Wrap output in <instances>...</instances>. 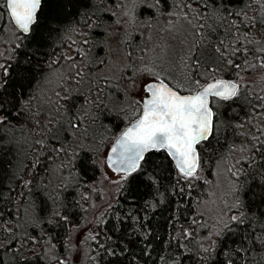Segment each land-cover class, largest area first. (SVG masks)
Segmentation results:
<instances>
[{
  "label": "trees",
  "instance_id": "16d2710c",
  "mask_svg": "<svg viewBox=\"0 0 264 264\" xmlns=\"http://www.w3.org/2000/svg\"><path fill=\"white\" fill-rule=\"evenodd\" d=\"M81 2L73 0L75 7L63 9L58 5L68 3V0H44L40 21L45 42L42 48L30 40L18 39L16 30L10 24L13 29L11 40L1 41L9 33L8 25L0 34V53L5 54L3 59L12 61L14 69L5 93L6 106L23 93L31 99L32 107L31 119L24 117L18 124L0 128V136L5 138L7 145L0 153V240L5 244L15 243V248L4 254V264H57L58 260L70 264L67 261L69 227L79 224L84 218L85 203L92 193V184L101 174L97 148L105 141L101 143L99 140L104 133L106 137L117 135L136 118L134 114L126 120L113 106H108L104 100L107 86L99 101L94 93L89 95L87 86L78 91L72 88L70 111L66 112L57 111L53 103L57 101L54 90L51 89V94L47 93L49 82L40 75V67L47 68L43 61L51 58L53 53L67 55L65 45L73 49L77 46L72 41L81 39L79 32L83 30L85 16L94 13L98 17L93 27L88 29L89 39L95 44L92 54L104 60L106 58V26L114 20L112 9L116 0H94L95 6L91 9L82 8ZM185 2L173 0L172 12L179 22L187 24L182 18V14L188 11L182 6ZM262 3L264 0H244L243 4L237 2L231 11L247 12L246 20L260 21L264 19ZM192 7L196 9V0H192ZM77 9L80 17L72 15ZM152 11L145 4L139 6L136 13L144 21L168 16L159 11L152 15ZM77 19L80 20L79 26ZM57 20L67 22L59 24ZM187 26L189 50L193 37L191 26ZM57 27L61 29L59 33L52 31ZM226 35L224 27L213 31V44L216 38L224 39ZM138 36V33L132 35L136 45L139 43ZM248 40L252 43L244 41V45L250 51L264 47V29L254 24L248 33ZM17 43L22 44V49L13 51V45ZM29 44L31 47H28ZM37 51L40 53L39 65L33 61L31 79L21 80L16 72L24 75L22 70L29 67L26 57ZM184 54L185 49L181 57ZM204 55L205 65L219 64L211 47ZM228 59L242 63V67L235 69L222 64V70L215 73V78L233 82L247 76L264 78V67L260 66L264 63V55L250 54L246 61L242 55L235 58L229 56ZM169 68L172 69V65ZM178 74L182 78V67ZM190 76L201 83L206 82L204 77L195 73ZM97 80L102 85L107 84L106 80ZM256 83L247 88V85L242 86L238 96L232 100L215 98L211 101L216 113V132L209 141L197 146L200 157L198 179H185L166 153L146 154V162H142L141 166L153 177L151 187H148V177L140 173L121 183L114 202L97 222L95 236L87 242L83 264H264V245L259 240L254 244L251 239H244L253 233L257 238H264V155L259 150V141L250 138L249 125L255 120V114L264 112L256 106L258 97L264 96V81ZM109 91V104L111 99L121 104L117 99L121 95L117 85L109 83ZM20 103L25 104L26 101L21 100ZM59 103L63 106L64 101ZM8 110H12L10 106ZM76 117H80L82 122ZM70 119L73 123H80V128H71ZM87 130L90 134H86ZM91 135L96 137L90 138ZM245 143L250 145L251 156L242 162L241 170L235 176L234 196L239 200L240 208L234 207L232 211V214H238L242 210L247 217L245 224L237 228L230 221L227 225H231V230L224 226L207 235L199 205L210 190L212 168L231 145ZM254 145L257 146L255 151ZM61 146L63 150H53ZM51 174L60 178L55 191L49 188ZM186 232L188 235H185ZM206 248L210 249L207 253L204 251ZM113 251L116 255L110 254Z\"/></svg>",
  "mask_w": 264,
  "mask_h": 264
},
{
  "label": "snow or ice",
  "instance_id": "6c2138e0",
  "mask_svg": "<svg viewBox=\"0 0 264 264\" xmlns=\"http://www.w3.org/2000/svg\"><path fill=\"white\" fill-rule=\"evenodd\" d=\"M135 2L136 0H133L134 4ZM237 2L243 4L244 0H196V9L192 7V0H186L183 3V8L188 11L182 14V18L191 26L193 37L187 58L180 57L182 79L188 80L189 83L184 84L180 81L173 83L172 81L176 80V77L167 71L163 65L160 66L159 71H153L150 68L138 69L141 73H147L153 78L149 80L145 77L141 82V98L135 101L136 118L131 126L121 133L115 146L111 149L117 159L114 160L112 156L108 158L109 167L119 163V167L114 168V171L124 173L121 182L128 180L136 173H140L141 176L148 177V187H151L153 177L141 166L142 162H146V154L151 152L166 153L167 157L175 162L176 169L185 179H198L200 157L197 146L209 141L216 132V113L210 107L209 98L215 97L222 101H229L238 96L241 88L240 84L231 80L215 78V73L222 70L220 67L222 64L231 65L235 69L242 67V63L228 59L229 56L235 58L242 55L246 61L250 54L264 55V47L250 51L244 45V41L249 44L252 43L251 40H248V33L254 24H259L264 29V19L260 21L246 20L247 12L231 11ZM43 6L44 0H0V34L10 24L16 30L18 39L35 42L38 48L44 47L45 42L40 23ZM58 6L67 9L69 6L75 7V4L73 0H68V3H61ZM94 6V0H82L81 2V7L84 9H91ZM260 6L264 7V3ZM148 7L153 10L152 15H155L156 11L170 16L173 14V0H149ZM63 14L66 16L67 12ZM72 15L80 17L81 13L77 9ZM125 15L128 14L125 13ZM95 19L98 17H95L94 13L84 17L83 30L79 32L81 39L72 41V44L77 46L73 49L70 45H65L67 55L53 53L51 58H46L43 63L47 65V68L40 67V75L49 82L55 78L61 86H74L77 91L87 86L89 95L94 93L96 100L99 101L104 87L108 85H102L97 80L96 73L103 70L102 66H106L107 61L92 54V48L95 47V44L90 43L88 29L93 27ZM66 22L57 20L59 24ZM76 24L77 26L80 25L79 19L76 20ZM171 27H175V25L173 24ZM219 27H224L227 35L224 39L216 38L213 44V31ZM52 31L59 33L61 29L57 27ZM237 45L240 46L237 47ZM28 47H31V44ZM209 47L216 54L215 59L219 61V64L205 65L204 53ZM18 49H22L21 43L13 45V51ZM4 56V53H0V128L18 124L24 117L32 118L31 99L23 93L13 98L9 105L11 111L8 110L9 106H6L7 97L5 93L10 86L14 69L12 61L3 59ZM39 56L38 51L27 56L25 62L29 67L22 70L24 75L16 72V76L25 81L31 79L33 61H36L38 66ZM128 57L131 61L133 53L129 52ZM189 61L192 62L189 63ZM260 66L264 67V63H261ZM200 69L203 71L201 72ZM191 73L204 77L206 82L201 83L199 79H192ZM169 76L172 78L169 79ZM102 79L107 80V77ZM32 82L35 83L34 80ZM53 94L57 97V101L53 102L56 104L57 111H70L71 89H66L63 94L60 91H55ZM21 100H25L26 103L21 104ZM49 101L51 102V98ZM59 101H64L63 106L60 105ZM258 101L256 106L264 109V96L258 97ZM14 116L16 119H13ZM75 119L82 122L80 117ZM37 123L41 122L37 121ZM68 123L71 128H80V123H73L71 119ZM259 131L264 133V129ZM253 138L259 140L258 147L261 154L264 155V140L254 134ZM4 139L3 136H0V153L7 147ZM53 150L61 151L63 148L61 146V148H53ZM255 150H257L256 145L253 146V151ZM233 175H237V173L233 172ZM26 183H30V181ZM235 207L240 208L239 200ZM246 219L247 217L242 210L229 217L232 225L237 228L242 227ZM193 222L195 223V221ZM226 227L231 230V225H226ZM249 227H251L250 224ZM185 235L188 233L186 232ZM244 239H251L254 244L259 240V243L264 245V238H257L255 233L250 237H244ZM14 248L15 243L5 244L3 240H0V264H4V254ZM242 248L243 245H241ZM17 251L19 250L17 249ZM121 251L123 250L121 249ZM204 251L207 253L210 249L206 248ZM237 251L239 253L240 249ZM110 254L116 255L114 251ZM57 264H66V262L65 260H58Z\"/></svg>",
  "mask_w": 264,
  "mask_h": 264
},
{
  "label": "rangeland",
  "instance_id": "374dc122",
  "mask_svg": "<svg viewBox=\"0 0 264 264\" xmlns=\"http://www.w3.org/2000/svg\"><path fill=\"white\" fill-rule=\"evenodd\" d=\"M149 5V0H116L115 7L112 9L114 20L106 26L105 47H106V66L103 70L96 73L97 79L107 77V88L104 100L108 106H113L126 120L135 114V101L141 98L140 84L147 77L151 80L153 77L147 73L138 71L140 68H150L153 71H159L160 66H165L166 70L171 72L176 80L187 84V80L179 78V69L181 72L182 62L180 61L181 52L185 49L183 57L187 58L188 54V36L189 27L184 22H179L174 14L171 16H160L154 21H144L137 16V9L141 5ZM125 13L128 15L126 16ZM173 13V12H172ZM175 27H171L172 25ZM9 33L1 38V41L11 40L12 27L8 25ZM134 33L139 34V43L136 45L132 39ZM132 52V60H129L128 53ZM131 64V66H129ZM172 65V69L169 68ZM163 75V73H162ZM172 77L169 76V79ZM104 80V79H103ZM257 81H264L263 77L247 76L241 77L236 83L242 86L257 85ZM49 82V81H48ZM109 83L116 84L121 95L117 96L121 104H116V100L111 99L109 104ZM47 93L51 94V89L63 92L66 89H74V86H61L53 78L47 86ZM245 88V89H246ZM46 93V94H47ZM45 97V95H44ZM211 101H215L212 98ZM134 106V109H133ZM133 109V110H132ZM132 111V112H131ZM85 114V113H84ZM86 115V114H85ZM255 120L251 122V137L253 134L264 140V133L259 131L264 129V112L255 114ZM84 127H87L84 125ZM83 127V128H84ZM249 131V128L246 127ZM90 134L89 130H87ZM86 131V132H87ZM245 131V130H244ZM120 133V132H119ZM118 133V134H119ZM106 137V133L100 138V142L105 143L97 148V160L100 164L101 174L92 184V193L85 203V216L79 224H73L69 227L68 245L69 252L67 261L70 264H83L87 255V242L95 236L96 225L104 211L114 202L121 185L124 175L111 172L105 165V154L108 147L118 136ZM247 138V134H243ZM84 136V134H83ZM96 136L91 135L90 138ZM89 139V138H88ZM82 140V139H81ZM81 140H76L80 143ZM98 145V144H97ZM100 146V145H98ZM248 144L231 145L226 153L217 160L212 168V181L208 195L199 205V210L203 216L201 222L207 235L217 229H222L230 222L229 217L234 210L237 202L234 196L235 176L241 170V164L251 156V148ZM231 169V171H229ZM49 188L55 191L59 185L60 178L57 174H51L49 177Z\"/></svg>",
  "mask_w": 264,
  "mask_h": 264
},
{
  "label": "water",
  "instance_id": "95a60500",
  "mask_svg": "<svg viewBox=\"0 0 264 264\" xmlns=\"http://www.w3.org/2000/svg\"><path fill=\"white\" fill-rule=\"evenodd\" d=\"M226 80V79H225ZM208 82H211V81H208ZM183 94H187V93H183ZM212 98H215V97H210L209 98V101H210V107H211V99ZM134 121H132L131 123H129L119 134L118 136L115 138V140L112 142V144L108 147L107 151H106V154H105V158H104V161H105V165L106 167L113 173L115 174H120V175H124L123 172H117V171H114V168H118L119 167V163L117 162L116 164L112 165V167H109V156H112L114 160L117 159L116 155H114L112 152H111V149L115 146V143H116V140L119 138V136L121 135V133L127 128V127H130L131 124L133 123ZM169 158V157H168ZM170 159V158H169ZM171 160V159H170ZM172 163L174 164L175 166V162L172 161ZM176 168V167H175Z\"/></svg>",
  "mask_w": 264,
  "mask_h": 264
},
{
  "label": "bare ground",
  "instance_id": "6f19581e",
  "mask_svg": "<svg viewBox=\"0 0 264 264\" xmlns=\"http://www.w3.org/2000/svg\"><path fill=\"white\" fill-rule=\"evenodd\" d=\"M212 100V99H211Z\"/></svg>",
  "mask_w": 264,
  "mask_h": 264
}]
</instances>
